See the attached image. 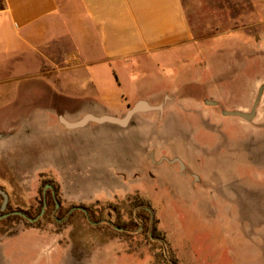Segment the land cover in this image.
Instances as JSON below:
<instances>
[{
	"label": "rangeland",
	"instance_id": "rangeland-1",
	"mask_svg": "<svg viewBox=\"0 0 264 264\" xmlns=\"http://www.w3.org/2000/svg\"><path fill=\"white\" fill-rule=\"evenodd\" d=\"M197 2L183 0L190 23L204 37L202 48L208 50L199 58L200 88H205L208 100L218 104L196 105L193 100L183 104L182 98L170 97L163 100L162 110L134 114L126 125L132 136L128 137L125 170H105L113 192L105 188L104 195L98 196L102 186L70 184V175L62 179L68 183L61 184L56 170L46 167L54 165V146L52 152H46L48 147L40 144L45 142L46 130L29 127L39 126V122L0 120V187L9 194L4 212L28 211L33 218L43 206L48 186L56 192L62 209L56 215L51 203L47 215L34 224L13 216L0 220V247L10 245V253L24 255L21 264H71L57 246L47 254L32 251L33 243L46 239L44 234L52 242L74 245L79 252L90 247L87 241L98 248L115 238L135 254L98 255L94 264H170L172 254L183 264L163 227L174 242L185 247L188 264H264L262 25L252 23L243 10L231 22L228 15L220 16L208 4L201 7ZM187 90L192 97L197 91L193 83ZM258 98L252 120L224 114H250ZM132 140L136 143H130ZM176 158L183 161L184 169L172 162ZM75 173L86 170L76 169ZM76 180L86 179L78 175ZM115 187H119L117 193ZM137 194L150 201L172 254L139 230L125 233L115 225L133 220L132 201ZM3 200L0 198L1 210ZM83 207L92 218L88 211L77 212ZM109 215L112 224L95 227L99 218ZM61 216L66 218L63 224Z\"/></svg>",
	"mask_w": 264,
	"mask_h": 264
},
{
	"label": "crops",
	"instance_id": "crops-1",
	"mask_svg": "<svg viewBox=\"0 0 264 264\" xmlns=\"http://www.w3.org/2000/svg\"><path fill=\"white\" fill-rule=\"evenodd\" d=\"M197 3L228 15L231 22L238 10L245 11L252 23L262 25L264 49V0ZM197 32L183 0H0V120L39 122L29 127L46 130L40 144L46 152L54 146V165L46 167L56 170L61 184L70 175V184L102 186L98 196L105 188L113 192L105 170H125L132 134L115 122L81 123L90 117L124 120L141 104L146 111L162 110L170 97L182 98L183 104L211 101L200 88L199 58L208 50ZM192 83L193 97L187 90ZM76 169L86 173L76 174ZM78 175L86 180H76ZM163 229L179 260L188 264L185 247ZM44 235L32 251L47 254L57 246L71 264H94L95 256L108 253L135 255L115 238L98 248L87 241L90 247L79 252ZM9 249L0 247V264L25 261Z\"/></svg>",
	"mask_w": 264,
	"mask_h": 264
},
{
	"label": "trees",
	"instance_id": "trees-1",
	"mask_svg": "<svg viewBox=\"0 0 264 264\" xmlns=\"http://www.w3.org/2000/svg\"><path fill=\"white\" fill-rule=\"evenodd\" d=\"M54 190H47L46 195L44 194V200H43V206H41V209L39 210V213L35 216H33L32 219L37 218L45 205V199L47 200V206H46V212L43 215V217H45V215H47V209L48 206L51 205V203L54 204L55 206V213L56 215L59 214L61 212V208L57 207V204H60V202H58V200L56 199V192L54 195ZM0 198L2 199L3 196L0 194ZM134 209H133V220L129 223V224H125V223H120L117 222L115 225L117 226V228L125 233H130L136 230H139L141 233L146 234L147 237L149 238V240H151L154 243H160L159 245L161 246V248H163L164 250L170 252L171 254L173 253L172 250L168 247V244L165 240V236H163L162 232L159 230V220L156 218L155 216V211L150 203V201L145 200L144 198L140 197L139 194L136 195V197L133 199L132 201ZM84 209H78L77 212H89V216L92 218L93 214L89 211V209L87 207H83ZM17 211H22L24 212L29 218H31V214L28 211H23V210H17ZM14 212V211H13ZM8 212H4L1 210L0 207V216L6 214ZM75 212H73L71 214V217L74 215ZM86 214V213H85ZM14 218H18L21 220H27L26 218L20 216V215H11ZM10 216V217H11ZM109 220L107 218H99L96 221L95 227L98 229H104V226L108 224H112L113 221L110 219L111 215L108 216ZM59 219L62 221L60 224H63L66 220L65 217L61 216L59 217ZM41 219H38L36 222H32V224L34 223H38ZM29 221V220H28ZM165 235V234H164ZM77 255V254H76ZM78 256V255H77ZM80 257V256H78ZM170 264H180V262L178 261L177 258H175L172 254V256H170V260H169Z\"/></svg>",
	"mask_w": 264,
	"mask_h": 264
},
{
	"label": "water",
	"instance_id": "water-1",
	"mask_svg": "<svg viewBox=\"0 0 264 264\" xmlns=\"http://www.w3.org/2000/svg\"><path fill=\"white\" fill-rule=\"evenodd\" d=\"M262 93V92H261ZM261 95V94H260ZM260 101V98H258L256 104L254 105V109L253 111L248 114V113H245V112H242V111H224V114L227 115V116H236V117H241V118H244L246 120H252L255 115H256V109H257V106H258V103ZM207 104H210V105H217V102H213V101H207ZM148 107L146 105H138L136 106L131 112L130 114L128 115V117H126L124 120H117V119H113V118H101V119H95V118H88L86 121L82 122L81 125H84L86 122L90 121V120H94V121H97V122H115V123H119L123 126H126L130 120V117L133 113L135 112H138L140 110H147ZM168 160V159H167ZM172 162H178L181 166L182 169H184V163L181 159L179 158H176L175 160H173ZM50 187V186H48ZM0 194L3 196V204H2V211H6L7 208H8V205H9V194L3 189L0 187ZM46 206H47V200L45 199V205H44V208L41 212V214L35 218V219H32V218H29L24 212L22 211H14V212H8L2 216H0V220H3V219H6L8 217H10L11 215H20L24 218H26L27 220H29L30 222H36L38 219H40L45 211H46ZM60 204H57V207L59 208Z\"/></svg>",
	"mask_w": 264,
	"mask_h": 264
},
{
	"label": "flooded vegetation",
	"instance_id": "flooded-vegetation-1",
	"mask_svg": "<svg viewBox=\"0 0 264 264\" xmlns=\"http://www.w3.org/2000/svg\"><path fill=\"white\" fill-rule=\"evenodd\" d=\"M49 190H53V188L50 186ZM45 195H46V193H45ZM54 195H55V192H54ZM45 212H46V211H45ZM44 214H45V213H44ZM42 217H43V216H42ZM42 217H41V218H42ZM41 218H40V219H41Z\"/></svg>",
	"mask_w": 264,
	"mask_h": 264
}]
</instances>
